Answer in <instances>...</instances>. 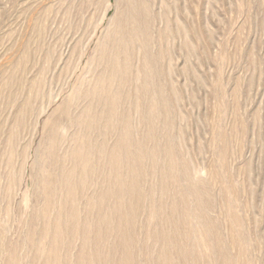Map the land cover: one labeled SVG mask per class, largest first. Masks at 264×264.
I'll return each instance as SVG.
<instances>
[{
  "label": "rangeland",
  "instance_id": "obj_1",
  "mask_svg": "<svg viewBox=\"0 0 264 264\" xmlns=\"http://www.w3.org/2000/svg\"><path fill=\"white\" fill-rule=\"evenodd\" d=\"M0 264H264V0H0Z\"/></svg>",
  "mask_w": 264,
  "mask_h": 264
},
{
  "label": "bare ground",
  "instance_id": "obj_2",
  "mask_svg": "<svg viewBox=\"0 0 264 264\" xmlns=\"http://www.w3.org/2000/svg\"><path fill=\"white\" fill-rule=\"evenodd\" d=\"M106 36H107V35H106ZM107 37H108V36H107ZM113 41H114V40H113ZM110 55H111V54H110ZM107 59H108V58H107ZM113 65H114V67H115V62H114ZM111 66H112V64H111ZM110 68H111V67H110ZM112 69H113V68H112ZM110 79H111V78H110ZM97 81H98V80H97ZM99 84H100V83H99ZM106 84H107V83H106ZM106 87H107V86H106ZM105 92H106V91H105ZM72 95H74V94H72ZM70 97H71V96H70ZM71 98H73V97H71ZM71 98H70V100H72ZM68 102H69V101H68ZM79 117H80V116H79ZM81 117H82V116H81ZM76 119H77V118H76ZM51 132H52V130H51ZM54 135H55V134H54ZM50 137H51V136H50ZM46 142H47V141H46ZM48 142H49V141H48ZM47 177H48V176H47ZM42 178H43V177H42ZM68 181H69V180H68ZM49 184H50V183H49ZM38 189H39V188H38ZM49 193H50V192H49ZM50 194H51V193H50ZM48 195H49V194H48Z\"/></svg>",
  "mask_w": 264,
  "mask_h": 264
}]
</instances>
